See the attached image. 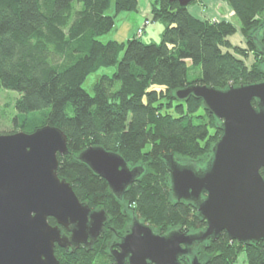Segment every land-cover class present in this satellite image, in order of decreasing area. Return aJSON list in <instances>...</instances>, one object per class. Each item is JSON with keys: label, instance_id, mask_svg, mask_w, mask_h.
I'll use <instances>...</instances> for the list:
<instances>
[{"label": "trees", "instance_id": "obj_1", "mask_svg": "<svg viewBox=\"0 0 264 264\" xmlns=\"http://www.w3.org/2000/svg\"><path fill=\"white\" fill-rule=\"evenodd\" d=\"M225 1L244 46L228 39L234 23L196 18L177 1L150 0L151 21L164 25L159 42L135 35L122 42L99 37L113 28L116 13L135 11L137 0H0V88L17 93L13 120L25 132L49 124L66 134L69 151L57 154V174L81 202L107 216L91 245L74 250L55 245L58 264H115L109 248L133 217L160 234L205 225L192 201L173 197L164 155L203 165L222 133L220 120L200 98L180 100L177 89L192 83L223 89L264 78V0ZM108 65L115 71L102 74L93 93L87 92L86 76ZM189 71L196 74L190 78ZM90 145L115 151L137 168L119 196L77 158ZM240 251L247 264H264V239L241 243L225 231L195 242L179 260L235 264Z\"/></svg>", "mask_w": 264, "mask_h": 264}, {"label": "water", "instance_id": "obj_2", "mask_svg": "<svg viewBox=\"0 0 264 264\" xmlns=\"http://www.w3.org/2000/svg\"><path fill=\"white\" fill-rule=\"evenodd\" d=\"M169 1L188 5L192 0ZM262 52L264 66V46ZM175 95L200 98L220 120L222 133L202 166L164 155L173 197L192 201L206 225L195 232L175 228L160 234L133 217L118 247L110 246L116 264H181L179 257L193 243L215 239L222 231L241 243L264 239V78L223 89L192 83ZM68 151L66 134L53 125L0 133V264H58L55 245L74 250L97 238L105 211L81 202L57 174V154ZM77 158L117 196L137 175L136 167L101 145L82 149Z\"/></svg>", "mask_w": 264, "mask_h": 264}, {"label": "rangeland", "instance_id": "obj_3", "mask_svg": "<svg viewBox=\"0 0 264 264\" xmlns=\"http://www.w3.org/2000/svg\"><path fill=\"white\" fill-rule=\"evenodd\" d=\"M144 0H139L140 3H142ZM80 5H76L77 8H79ZM113 5L111 4L110 8L107 10V13L111 14L113 13ZM143 11L139 7L136 11H120L115 14L114 17V26L113 28L102 34L99 38L102 41H107L108 39H118V41L125 42L128 38L132 37L136 30L137 26V20L143 19ZM127 14H129L127 16ZM147 19V18H146ZM145 20V19H144ZM144 24V21L142 22ZM156 25V26H162L163 23L159 20L151 21L146 26L147 29L144 33H142L140 36L144 42H159L161 38V34L157 33H151L150 32V25ZM161 24V25H160ZM143 26V25H140ZM264 26L262 29H260V33H263ZM239 35L241 39L240 46H244L245 44V37L240 31L239 27ZM137 36V35H135ZM235 39V38H233ZM122 51H120L119 56L121 55ZM253 60V56L250 53L248 57L246 58V62L250 63ZM116 69L115 65H108V66H101L95 69L94 71L90 72L84 81L82 82V87L89 93H93V85L97 81V79L102 74H108L111 75ZM194 74L192 71H189V77L191 78ZM17 96V93L12 90H6L0 88V132H15L20 131L19 126H16L18 121L14 122L13 118L15 115V109H14V99ZM202 164V163H201ZM200 163H195L197 166H202ZM235 264H247V259L244 251H240L237 254L236 262Z\"/></svg>", "mask_w": 264, "mask_h": 264}, {"label": "crops", "instance_id": "obj_4", "mask_svg": "<svg viewBox=\"0 0 264 264\" xmlns=\"http://www.w3.org/2000/svg\"><path fill=\"white\" fill-rule=\"evenodd\" d=\"M139 7L142 9L144 13H143V19L137 20L138 24L136 26V30L140 25H142V22L144 21V19L151 18L150 0H144L142 3H140L139 0H137L136 10H138ZM187 9L191 15H193L196 18L202 19V20H205V19L217 20V21L227 20V21L234 23L236 26V31L232 35L228 36V39L234 45H240L242 43L240 39V35H239L240 33L239 32V22L236 16L234 15L232 8L225 0H192L187 5ZM128 15L129 14H127V16ZM163 28H164V25L156 26V25L151 24L149 29L152 34L153 33L155 34L157 32L158 34H161ZM146 29H147L146 26L143 27L142 33H144ZM136 30L133 33L134 35H136Z\"/></svg>", "mask_w": 264, "mask_h": 264}, {"label": "flooded vegetation", "instance_id": "obj_5", "mask_svg": "<svg viewBox=\"0 0 264 264\" xmlns=\"http://www.w3.org/2000/svg\"><path fill=\"white\" fill-rule=\"evenodd\" d=\"M94 209V208H93ZM53 218V217H52ZM54 219V218H53ZM128 224H127V226H128V228H127V230L125 231V232H123L122 234H118L117 235V237H116V240H115V245L113 246V247H118L117 246V243L120 241V238H121V236H123L125 233H127L128 231H129V227H130V225H131V223H132V219L129 221V222H127ZM54 224H56V221H55V219H54ZM53 225V224H52ZM205 225H206V223H205ZM205 225L201 228V229H203L204 227H205ZM62 228V230L66 233V234H68L69 232L64 228V227H61ZM200 229V230H201ZM199 231V230H198ZM207 239H209V238H207ZM81 245V244H80ZM79 245V246H80ZM192 245H194V243L192 244ZM191 245V246H192ZM112 246V245H111ZM110 249V248H109ZM114 260V259H113ZM195 261L194 260H191V264H193ZM116 264V263H115Z\"/></svg>", "mask_w": 264, "mask_h": 264}, {"label": "built area", "instance_id": "obj_6", "mask_svg": "<svg viewBox=\"0 0 264 264\" xmlns=\"http://www.w3.org/2000/svg\"><path fill=\"white\" fill-rule=\"evenodd\" d=\"M149 22H150V19L147 18V19L144 20V24H142L143 26H139L137 28V30H136V35L137 36H140L142 34L144 25L148 24Z\"/></svg>", "mask_w": 264, "mask_h": 264}]
</instances>
